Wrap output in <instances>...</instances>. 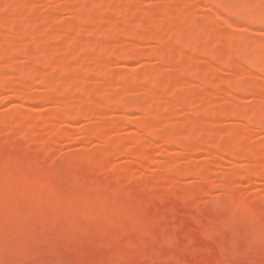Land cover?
Instances as JSON below:
<instances>
[{
	"label": "rangeland",
	"instance_id": "1",
	"mask_svg": "<svg viewBox=\"0 0 264 264\" xmlns=\"http://www.w3.org/2000/svg\"><path fill=\"white\" fill-rule=\"evenodd\" d=\"M189 1L190 7L185 11L190 18L186 23L179 15L182 11L175 13L176 10L173 12L168 6L152 0H89L88 3L80 0V3H73L72 0L70 5L62 0H37L38 3L35 0L34 5L14 3L10 8L0 4L2 33L11 32L10 21L20 12L33 20L26 26L28 31L40 27V21H35L37 18L52 15V20L45 24L49 25H44L46 36L33 38L36 46L44 47L45 54L43 51L41 54L46 59L36 53L38 50H34L37 55L32 50V54L29 50L24 54L20 52L28 37L16 36V41L9 44L12 61L22 67L36 64L34 67L38 65L51 75V79L60 78L61 73L63 79L66 72L75 67L80 76L74 84L65 91L58 88L49 93L59 99L72 94L73 86L77 85L76 94L82 108L88 101L108 107L107 112L88 108L86 114L93 116L90 119L71 116L69 121L65 120L69 126L60 118L47 123L44 117L49 113L48 104L27 100L21 101L22 104L10 103L11 93L5 86L0 88V264H51L52 261L73 264L81 260L103 264L127 259L128 249L143 246L141 228L158 213L170 216L182 229V235L190 237L203 236L206 228L230 222L220 245L210 256L213 260L239 258L249 264H259L264 259V179L253 174L246 159L231 156L232 152H239L237 149L223 153L210 148L211 156L190 152L181 145L213 141L232 128L252 135L245 144L250 148L262 147V156L257 159L258 166L264 165V130H257L261 118L251 115L260 102L256 94L264 95V5L261 4L264 0H254L261 6L251 0H223L225 3L220 0L223 5L214 4L213 8L209 6L212 3L202 0ZM166 12L170 13L169 23L182 25L174 26L162 45L156 46L148 39L155 26L151 17ZM131 16L139 21L142 18L144 24H139L137 19L123 22L125 17ZM105 18H111L112 22L101 28L80 30L92 20L98 23ZM67 22L76 24L74 30L79 36L74 42L52 35L54 29ZM200 26L204 28L205 41L218 33L225 45L214 47L190 40L189 36ZM113 34L117 43L99 56L98 47L107 35ZM28 41L37 49L33 41ZM124 44L137 47L143 54L125 58L122 52L127 55L125 46L128 45ZM168 47L189 48L197 58H175ZM57 48L61 49L59 54L55 53ZM63 49L75 50L71 54L66 51L70 55L62 61L63 67L58 68L55 64L64 55ZM159 50H163L165 62L155 56ZM255 58L262 64L259 70L250 68V62L246 63ZM227 61L236 62L243 70L229 69ZM11 63L6 64L12 66ZM7 66V78L19 75L26 79L24 82L27 81L29 90L47 92L46 85L37 82L40 77L34 79L29 75L27 78L31 74L27 70L29 67L14 71ZM53 67L61 71H54ZM108 68L114 71L109 74ZM105 70L109 75L103 73ZM55 73L59 76L55 77ZM177 75L190 77V82L167 88L168 80ZM86 79L94 82L102 79L99 81L104 83L80 87ZM221 79L235 85L226 87L223 94L215 92L213 88ZM143 86L153 94L145 96L141 92ZM212 91L221 96L217 98ZM118 97L145 102L150 115L158 117L162 129L177 143H163L158 136L150 137L145 129L132 124L110 129L105 138L85 136V130H95L99 125L96 120L99 114H108H104V118L100 116L104 122L125 115L134 121L144 117L142 111L132 108L116 109ZM64 107L62 112L75 115L69 106ZM231 109L240 111L242 116L235 117ZM19 111L38 117L34 126H27L31 136L20 137L17 130H11L8 125L10 130L2 127L4 121ZM34 111L36 114L39 111L40 117ZM200 121L205 123L206 130L194 129L191 134H184V123ZM11 125L16 127L14 122ZM63 130H68V134H61ZM129 137L138 138L145 145L142 157L105 154L106 147L113 141L126 146ZM234 171H242L244 175L233 176ZM199 176H204L207 183ZM177 256L185 260L195 258L181 252Z\"/></svg>",
	"mask_w": 264,
	"mask_h": 264
},
{
	"label": "bare ground",
	"instance_id": "2",
	"mask_svg": "<svg viewBox=\"0 0 264 264\" xmlns=\"http://www.w3.org/2000/svg\"><path fill=\"white\" fill-rule=\"evenodd\" d=\"M2 1L0 0V2H1L0 4L1 5H6L5 7L3 6L4 8H6V7L10 8V6L12 7V5H14V3H16V4L17 3H21L22 6H24L25 3H28V4L32 3V5H34L37 2V0H36V2H34L35 0H2ZM71 1L72 0H62L63 3H67V4L72 3ZM78 1L79 0H73V3H77ZM152 1L154 3H156V4H158V5L162 4L163 6H168L169 9L173 10V12H175V10H176L177 12H175V13H178V14H179L180 11H182V12H180L181 14H179V15H180V17H182L183 23H186L188 21V19L190 18V16H189L190 14L188 12H186L188 7H190L189 6V4H190L189 0H152ZM202 1L205 2V3H212L211 5L209 4L210 7L211 6L215 7V5L218 6V5H220V3H222L220 0H202ZM225 1H223V3H225ZM80 2L81 3H88L89 0L88 1L80 0ZM80 2H78V3H80ZM251 2L252 3L253 2L256 3L258 6L260 5L257 2H255L254 0H251ZM223 3H222V5H223ZM248 3H250V1H248ZM261 4L264 5L263 3H261ZM63 5H65V4H63ZM211 8H213V7H211ZM183 11L186 12L184 14V17H185L184 19H183V13H184ZM235 11H234V14L236 15L237 12L235 13ZM237 11L239 12V10H237ZM230 12H231V10H230ZM215 14L218 15V13H215ZM231 14H233V13L231 12ZM16 15L18 17H15L12 21L9 20L11 22L10 23L11 25H9V27H10L9 30L11 31V32H9L10 35L7 33V31H6L7 34L0 32V35L2 36L1 38H3V39L0 38L1 39L0 40L1 41L0 42V88L5 86L6 87L5 89H7L11 93L8 96L9 102L10 103H14V101L21 102V101H24V100H25L24 102H26V100H27V101L34 102V103L42 101V102L48 104L49 113L48 112H47L48 114L45 113V117H44V119L46 120L47 123L52 122L53 121L52 119H54V120L57 119L58 120L59 118L64 120V121L65 120L69 121L68 118H70L71 116H74V117H85V118L90 119L93 116L90 115V114H86L87 109L90 108V107L91 108H96V109L100 110L101 112H107L108 111V107L107 106L105 107V105H100V104H98L95 101H88V103L85 104L84 107L82 108L80 106L81 99L76 94V91L78 89L77 85L73 86L74 91H73L72 94H70L68 96H66V95L61 96L59 99L54 98L49 93V92H52L54 89L55 90H59L58 88H61L60 90H64L65 91L66 89L69 88V86L74 84V81H76L79 78V76H80L79 70L75 69V67L71 68V70L66 72L68 74L64 75L65 78L63 77V79H62V73H61L60 78H54L52 76L54 79H51V75L48 74L45 70L44 71L46 72V75H44L45 74L44 71L39 69L38 65L36 67H34L36 64H32V63L30 64L29 63V65L26 64L27 66H23L22 67V65H20L18 63H15L14 61H12L10 59L9 56L13 55V53H12L11 50H9V49H11L10 48L11 46L9 44L12 42V40L15 39L16 36H18V37L19 36H24V38L26 36L28 37V38L26 37L27 38L26 40L23 39L25 45L22 46L23 49L21 48L20 52L23 53L26 50H27V52H29L30 50H32V51L38 50V51H36V53L37 54L40 53L39 56L45 58V56H42L43 52L45 54L44 47L42 45H40V44L38 46H36L37 44L35 45V42H34L33 38H34L35 35L39 36V35H43L44 32L47 33V30H46L47 28L45 29L44 25L52 20V17H51L52 15L51 16L46 15L47 17L43 16V18L41 16V17H39L40 19L37 18L35 20L38 23L40 21V23H41V25L39 24L40 27L37 28L35 31H33V30L28 31L26 29V26L30 25V23L33 21V20L31 21L32 18H30L26 13H22V12H20V13H18ZM185 15L186 16L188 15L187 16L188 18ZM169 16H170V13L166 12V13H161L157 17H154L153 15L151 17L154 20L155 26H154V30L151 31L148 34V36H149L148 39L153 41V42H155L156 46L162 45V41H164V39L166 38V34H169L170 32H172L174 30V26L182 25L180 23H178V24L169 23V19H168ZM249 16L251 18V14ZM240 17L243 18L242 15ZM136 19L138 20V18L133 17V16L125 17L123 22H135ZM227 20H229V19H227ZM244 20H245V17H244ZM242 21H243V19H242ZM111 22H112L111 18H105L103 20H100L98 23H95V20H92V21L88 22L85 26H82V28L80 30H85L86 28L87 29H91L94 26H96L95 28H101L102 25L110 24ZM138 23L139 24H144V20L141 18L140 21L138 20ZM252 23H253V20H252ZM48 25H45V26H48ZM75 25L76 24L74 22H67L63 26H60V27L54 29V31L52 32V35L54 37H58V38L63 37L61 39L65 38L64 40H66L67 42L68 41L69 42H74L76 40V38L79 36V34L76 32V30H74L75 29ZM44 29H45V31H44ZM198 30L196 29L194 31V33H192L189 36L190 40H195L196 42L202 43L203 45H210V46H214V47L225 45V42L221 41V39L222 40H224V39L222 37L220 39V37H219V36H221V34L216 33L214 35V37L210 41H205L204 40V37H205L204 28H202V26H200L198 28ZM23 31H24V34H23ZM197 31L199 32V34H203V36H200L199 34H197L198 33ZM25 32H26L27 35L25 34ZM46 33L43 36H46ZM16 39H17V37H16ZM28 40L33 41L34 45L37 47V49H35V47H33L31 42H29ZM14 41H16V40H14ZM14 41H13V44H14ZM26 41H27V44L30 43L29 46L26 44ZM116 41H118V39L116 38V36L114 34L113 35H107L104 38V40L102 41V44L98 47V50H99L98 55L101 56L102 53L107 52L112 45H115V43H117ZM24 43L22 42V44H24ZM129 44H124V45H128V47H131V50H129V48L127 46H125V49L128 50L127 55H126V53L122 52L123 54L126 55V56L124 55L125 58L130 59L131 57L139 56V55L143 54L137 49V47L129 45ZM29 47L31 49H28ZM42 47H43V49H42ZM39 48H41V49H39ZM168 49L172 53V56L175 57V58L185 57V58H188L189 60H195L197 58V55L194 54V53H191L189 48L180 50L178 48L168 47ZM63 50H65L64 51V55L62 56V58H60L58 60V63L55 64V66L59 65V66H57L58 68H60L61 66L63 67L62 61L66 57H68L75 49H72V50L71 49H69V50L63 49ZM32 51H30L31 54H32ZM35 51H34V53H35ZM66 51H68V52L70 51L69 52L70 54H68V52H66ZM17 52H19V50ZM20 52H19V54H20ZM60 52H61V49L57 48L55 53L59 54ZM27 54L28 53H26V55ZM155 56L159 57L163 62H165L164 61V52H163V50H161V51L159 50L158 52H156ZM9 61L12 62L11 63L12 66H9V64H6ZM249 62L251 64V65H249L250 68H251V66H253L256 70L257 69L259 70V67L262 65V64H260L258 62V60L256 58L254 60H247L246 63L249 64ZM19 63H21V62H19ZM235 63L236 62H231V61H227L226 62L228 68L231 69V70H237V69L243 70V67L240 68L239 67L240 65H237V63L236 64ZM21 64L24 65V63H21ZM6 65H8L7 67L13 68L14 71H16L17 69L18 70H22L24 68L26 69L27 67H29V68H27V70L29 72H31V74L29 73L27 75V78H29L28 77L29 75H30V78L34 77V79H35V77L36 78L40 77L41 79L37 78L38 80H40V81L37 80V82H39L38 84H42V85L45 84L46 85L45 87L48 89L47 92L46 91L43 92V91H40L38 89L29 90L28 88H30V86L28 85V83H26L27 81L24 82V80H26V79L21 78V76H19V75H16L17 78H16L15 74H13L14 75L13 78H12V75H11V79L7 78L8 77L7 76L8 73L5 72V69H7ZM54 67H53V69H54ZM11 68H9V69H11ZM29 69H31L32 71L29 70ZM55 69H54V71H57V70H58L57 72H59V70L61 71V69H57V70H55ZM108 69H109L108 70L109 74H111V72L114 71V69H110V68H108ZM13 70H11V72ZM263 70H264V67H263ZM41 71H43V72H41ZM105 71L106 72H103V73H105V75H109L107 73V70H105ZM260 71H262V69ZM32 72H34V73L35 72H39V73H42V74H40L41 76H39V74L35 73L37 75V76H35L34 73H32ZM246 72L247 71L244 70V73H246ZM247 73L249 74V72H247ZM47 74H48V76H47ZM49 75H50V78H49ZM105 75H103L102 78H104ZM57 76H59V75H57ZM57 76H56V73H55V77H57ZM44 77H46V80L44 79ZM56 79H58V81ZM96 80L97 79H95V82H94V80L86 79L80 84V87L84 86V85H87L89 83L99 84L100 83L99 80H102V79H99L98 82ZM221 80L223 81V83L221 84L222 81L219 80L220 81L219 84L221 85L220 87L217 86V85H219L218 83L215 84L216 86L214 85L215 87L213 88V90L215 92H220V93L223 94L225 92V90H226V87L230 88V87H233V85H235L234 82H231V81L226 82L223 79H221ZM219 81L217 80V82H219ZM189 82H190V77H187V76H184V75H177V76H175V78L169 79L165 86L167 88H169V87H172V85H177V84L184 85V84H188ZM103 83H104V81H101L100 84H103ZM216 88H218V89H216ZM146 91H149V90H147L146 88L144 89V86H143L141 88V92L142 93L144 92L145 96L148 95V94H153L151 91H149V93L148 92L146 93ZM215 92L212 91V94L216 95L217 98H218V95L220 93L217 94ZM204 93H208V90H204ZM219 96H221V94ZM256 96L259 98V101H260L259 105L260 106L258 105L251 112V115L254 118H255V116H257L258 118H261V120L257 122V125H258V129L257 130L260 129V131L263 132V130H264V108H262V107L264 106V104H263L264 103L263 102L264 101V95L261 96V94L259 95V93H258V94H256ZM115 102H116L115 103V108L116 109H120V110H126L127 109L128 110L129 108L130 109L132 108L131 110L134 109L136 111H142L144 113L143 114L144 117L141 118V119L135 120L136 122L134 120L130 119L131 121H133V122H131L127 118L128 116L125 115L127 117L124 116V118H120V119H116L115 118L116 120L109 119L111 121H108V120L104 119L105 120V122H104V121L101 120V117L104 118V114L105 115H108V114L107 113L99 114L101 117L97 116L98 119H96L97 121L99 120V125L96 127L95 130L94 129L93 130H89V129L85 130V133H84L85 136H87V137H92L93 136L94 138H100V137L101 138H105L107 136V132L110 129L118 128V127H120L122 125L125 126V125H131L132 124L133 126L139 127L141 129H145V131L147 132V135L150 136V137L156 138L158 136L163 143H173V142L177 143L175 138L169 132L164 131L162 129L158 117L156 115H150L149 109H148V107H147L145 102H140L139 100H127L126 101V100H124L122 98L120 99L119 97L116 98ZM21 104H22V102H21ZM65 105L67 107L69 106V108L71 110L73 109L75 115H73L71 112H70V114H69V112L67 114V111H66V113L62 112L61 109ZM56 107L60 108L61 112L57 111ZM29 108H27V109H29ZM30 109L32 110V108H30ZM33 109L35 110L36 108H33ZM54 109L57 112L56 111L53 112L52 110H54ZM29 112H31V111L29 110ZM34 112H35L34 114H36V111H34ZM231 114H233L235 117H241L242 116V113L240 111H238V110H232ZM36 115H38L40 117L41 114H40L39 111H37ZM43 115L44 114H42L41 117H43ZM97 117H94V118H97ZM10 118H11L12 122H10V124H8ZM10 118L7 120V122L4 121L5 122L4 124H6V125L2 124L3 129L10 130V128L7 127V125H8L9 127H11V130H13V129L17 130L18 136H20V137H28L30 134L27 131V126H34L37 123V121H38V117L37 116H35V115L33 116L32 113L27 114V113H24L22 111L16 112V115L12 116V117L10 116ZM66 121H65V125L68 123ZM13 122H14V126H16L17 128L13 127V125H11V123H13ZM4 126H6V128H4ZM67 126H69V125L67 124ZM144 126H146V127H144ZM70 127L72 128V126H70ZM70 127H68V128L70 129ZM205 128H206V125H205V123H203V121L202 122L200 121L199 123H196V124H194V122L184 123L183 124L184 134H191L194 129H196L198 131L201 130L203 132V130L207 129V128L206 129ZM68 132H69L68 130L60 131L61 134H68ZM251 137H252V135L245 134V132L236 131L235 129L230 128V130H226L223 135H221L219 138H215V140H213V141L201 140L202 142H195V143H192V144L183 143L181 145L186 150H188L190 152H204V153H206L208 155H211V156H213V153L210 151V148H213V149H215L216 151H219V152L221 151L223 153H227L228 151L231 152L232 150L237 149L239 152H237V153L232 152L231 156L232 157L242 158L244 160L246 159L248 161L247 163L251 166V171L253 172V174H255V176H258V177L264 179V165L258 166V164L260 165V161L257 159L258 157L262 156V151H263L262 147L260 146L259 148L258 147L250 148V147H248L245 144L246 140L248 138H251ZM126 140L128 141L126 146L123 145V143L120 142V141L119 142L118 141H113L108 147H106V149L104 151L105 154L106 155H114V154H118L119 153V154L128 155V156H130L132 158H135V159L142 157L143 156V150L146 148L145 145L142 144L140 142V140L138 138H135V137H129ZM262 144H263L262 146H264V142ZM125 171L129 172V170H125ZM231 174L233 176H237V175L239 176L240 175L242 177L244 175V172H242V171H240V172L239 171H234V173L232 172ZM199 179L202 180V182L207 183V179L204 176H199Z\"/></svg>",
	"mask_w": 264,
	"mask_h": 264
},
{
	"label": "snow or ice",
	"instance_id": "3",
	"mask_svg": "<svg viewBox=\"0 0 264 264\" xmlns=\"http://www.w3.org/2000/svg\"><path fill=\"white\" fill-rule=\"evenodd\" d=\"M229 227L230 222H226L206 228L203 236L190 237L186 234L182 235V229L170 216L167 214L161 216L158 213L141 228L143 246L128 249L125 253L127 259L105 261L103 264H249L248 261L239 258L219 260L210 258ZM178 252L195 258L180 259L177 256ZM51 264H65V262L52 261ZM73 264H95V262L81 260ZM259 264H264V259L259 261Z\"/></svg>",
	"mask_w": 264,
	"mask_h": 264
}]
</instances>
